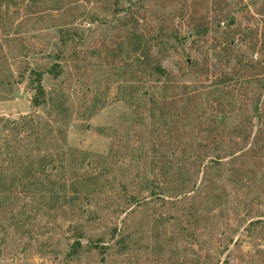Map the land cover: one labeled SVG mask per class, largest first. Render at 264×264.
<instances>
[{
    "label": "rangeland",
    "instance_id": "rangeland-1",
    "mask_svg": "<svg viewBox=\"0 0 264 264\" xmlns=\"http://www.w3.org/2000/svg\"><path fill=\"white\" fill-rule=\"evenodd\" d=\"M0 264H264V0H0Z\"/></svg>",
    "mask_w": 264,
    "mask_h": 264
},
{
    "label": "trees",
    "instance_id": "trees-1",
    "mask_svg": "<svg viewBox=\"0 0 264 264\" xmlns=\"http://www.w3.org/2000/svg\"><path fill=\"white\" fill-rule=\"evenodd\" d=\"M59 67L58 64H55L51 70H48L51 73H54L55 75L58 73L57 68ZM155 70L157 72L164 74L166 73V70L160 66H156ZM34 74L33 77V83H34V89H35V97L33 98V104L35 106H41L46 102V90L44 88V85L42 83V78L44 73L42 71H32ZM25 118V117H24ZM20 170V169H19Z\"/></svg>",
    "mask_w": 264,
    "mask_h": 264
}]
</instances>
